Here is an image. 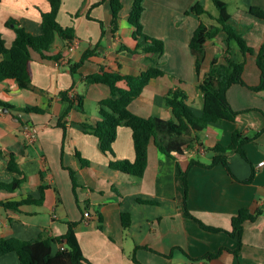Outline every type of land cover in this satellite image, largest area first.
I'll return each mask as SVG.
<instances>
[{
	"label": "crops",
	"instance_id": "1",
	"mask_svg": "<svg viewBox=\"0 0 264 264\" xmlns=\"http://www.w3.org/2000/svg\"><path fill=\"white\" fill-rule=\"evenodd\" d=\"M121 1L119 25L114 30L110 0H62L58 21L65 27L73 26L75 38L66 41L57 37L50 52L53 58L34 53L31 87L22 89L14 80L0 83V101L12 106L0 105V180H13L8 170L11 154L16 155L26 175L17 191L0 190V202L29 196L44 201L21 210L6 209L0 203V239L60 237L73 222L84 256L92 264H264V164L260 165L264 162V97L260 98L264 91L232 86L228 99L240 112L237 119L211 124L200 133L202 144H195L185 153L168 156L152 143L142 177L110 167L111 161L135 160L129 127H119L112 154H105L98 137L84 127L101 119L99 102L110 95L106 85L87 84L86 77L102 71L139 75L154 57L125 49H135L138 42L129 22L134 0ZM209 1L145 0L144 31L164 42L158 61L165 75L153 79L131 104L135 114L176 119L165 96L172 89H182L191 108L201 115L203 94L198 85L212 60L226 63L229 58L243 59L239 47L221 33L206 43L207 56L202 75L198 76L190 42L201 23L218 24V13L208 10ZM224 1L247 44L256 51L246 55L243 77L247 85L257 86L262 76L257 52L264 44V20L249 9L264 11V0ZM197 3L204 5L208 13L193 12ZM50 10L49 0H1L0 33L8 47L16 37V28L41 34L42 13ZM88 50H95V54L73 75L71 66L80 62ZM3 58L0 56V61ZM64 91L76 98L67 116L68 104L61 97ZM79 96L83 97L81 107ZM27 128L37 129L35 141L24 137ZM236 130L248 137L259 133L245 145L249 160L234 150L215 151L218 144L230 145ZM219 155L227 157L229 168L222 162L213 164ZM191 161L195 163L191 165ZM182 172H187V204ZM253 172V181L245 182ZM258 208L263 213L245 223L241 240L233 236V217L242 209L254 212ZM123 213L130 215L128 226L123 224ZM200 222L223 231H209ZM61 247L54 244L53 251ZM210 253L218 256L207 259ZM0 264H20L19 257L15 252L2 255Z\"/></svg>",
	"mask_w": 264,
	"mask_h": 264
},
{
	"label": "trees",
	"instance_id": "2",
	"mask_svg": "<svg viewBox=\"0 0 264 264\" xmlns=\"http://www.w3.org/2000/svg\"><path fill=\"white\" fill-rule=\"evenodd\" d=\"M1 1V0H0ZM51 10L42 13V32L34 35L27 32L24 28H16V37L11 47H8L6 39L0 33V56L4 57L0 61V83L7 80H14L22 89L31 87L33 80V62L34 53L43 58H51L50 52L57 37L66 41H72L75 36L73 26L65 27L58 21V13L62 6V0H49ZM113 10V29L117 30L120 19V11L123 7L121 0H110ZM218 9L217 25L208 26L201 23L194 31L190 49L196 60V71L198 76L202 75V66L206 60V43L215 39L221 33L227 35L229 42H236L240 51L244 55L243 59L229 58L226 63H222L218 58L211 62L208 73L200 81L198 88L203 94L202 114L197 115L188 103V95L182 89H172L166 96V104L172 109L176 119H163L160 117H143L135 114L131 110V104L142 95V92L149 83L158 77L165 75V71L159 66L158 56L164 52V42L161 39L148 36L144 31L142 21L145 10V0H134L129 22L135 28V39L138 42L135 49L125 48L136 53L143 51L154 55L150 57L151 64L149 68L139 75H127L119 71H102L90 74L86 77L87 84H102L110 89V95L99 102V114L101 119L94 125L84 124L100 142V147L105 154L113 153V144L117 139L118 130L121 126L129 127L132 130L134 147L136 151L135 160L128 159L111 161L110 167L125 174L138 177L144 176L148 166L149 146L154 143L160 152L172 156L174 153H185L188 149L192 150L195 144H202L200 133L205 131L213 123L224 121H235L240 114L235 110L229 99L228 91L234 85L247 86L255 92L264 91V44L257 52V64L262 72L260 84L249 86L244 80L243 74L247 64L246 55L255 54L254 48L250 47L238 24L233 20L228 3L224 0H212ZM192 11L197 15L208 13L202 4H195ZM249 12L252 15L264 20V11L257 7H251ZM95 54V50H88L80 62L71 66V72L75 75L78 69L87 59ZM55 57V56H54ZM53 58V57H52ZM58 58V56H56ZM62 99L68 104V115L70 110L75 107L76 98H71L69 91L61 93ZM78 104L83 105V97L79 96ZM0 105L8 108L10 104L0 101ZM26 111L42 112L39 108H27ZM62 116L61 120L63 119ZM60 120V122H61ZM60 125H62L60 123ZM264 130V129H263ZM255 137H248L241 131L236 130L233 133L230 145H217L215 151L228 152L236 151L246 160L248 159L245 145L254 141ZM83 162L89 164L88 160ZM224 163L229 168V163L225 155L216 156L214 163ZM195 161H191L193 165ZM190 165V166H191ZM8 170L13 174V180L10 182L0 180V190L15 192L22 187L26 181V175L20 167L18 158L11 154ZM185 184V203L189 191L187 172H182ZM252 176L245 182H252ZM72 179L77 184L72 172ZM43 186L41 191L43 192ZM43 198L35 199L29 196L19 201L0 202L10 210H21L26 205H42ZM187 215L193 216L188 210ZM263 213L261 208L252 212L242 209L233 217L230 232L233 236L241 240L244 225L248 221H255ZM124 226L130 224V215L122 214ZM201 225L212 232L223 231L220 228ZM76 223H69L68 232L60 237H41L36 240H23L17 237L0 239V256L15 252L20 264H92L85 256L76 236ZM54 244H62V247L55 253ZM218 254L210 253L207 259H213Z\"/></svg>",
	"mask_w": 264,
	"mask_h": 264
},
{
	"label": "built area",
	"instance_id": "3",
	"mask_svg": "<svg viewBox=\"0 0 264 264\" xmlns=\"http://www.w3.org/2000/svg\"><path fill=\"white\" fill-rule=\"evenodd\" d=\"M72 97L74 96V94H70ZM37 134H38V131L36 128H27L24 130V137L30 141V142H33L36 140V137H37ZM264 162H262L260 165H263ZM86 216H89V212H86L85 213ZM62 249H64V247H62Z\"/></svg>",
	"mask_w": 264,
	"mask_h": 264
},
{
	"label": "rangeland",
	"instance_id": "4",
	"mask_svg": "<svg viewBox=\"0 0 264 264\" xmlns=\"http://www.w3.org/2000/svg\"><path fill=\"white\" fill-rule=\"evenodd\" d=\"M208 10H209L211 13H215V14L218 13V9H217V7L215 6V4L213 3L212 0L209 1ZM232 43L235 44V46H238L237 43H235V42H232ZM262 97H264V93H263V95H261L260 98L262 99ZM260 102H261V101H260Z\"/></svg>",
	"mask_w": 264,
	"mask_h": 264
}]
</instances>
